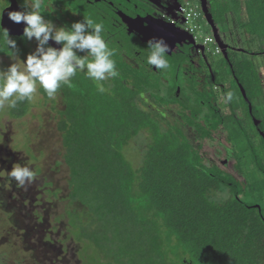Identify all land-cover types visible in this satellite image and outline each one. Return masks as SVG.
<instances>
[{"label":"trees","instance_id":"16d2710c","mask_svg":"<svg viewBox=\"0 0 264 264\" xmlns=\"http://www.w3.org/2000/svg\"><path fill=\"white\" fill-rule=\"evenodd\" d=\"M10 37L16 40L19 54L29 53L26 39ZM0 54L6 53L0 50ZM234 74L246 88L243 76L236 70ZM142 76L122 70L116 79L104 82L109 91L101 94L80 73L58 90L62 108L57 111L56 128L68 169V199L88 213L85 220L74 217L75 238L88 242L100 264H264V206L260 199L245 197L249 192L251 196L252 184L236 159L241 180L216 164H206L200 150L201 140L211 139L219 124L226 129L225 117L218 110L200 122L197 106L208 96L198 98L196 106L178 103L181 118L186 117L182 122L181 118L162 121L141 97L164 105L179 99L173 87L170 98L164 99ZM259 82L262 87L258 84L257 89L264 93L262 73ZM29 107V101L19 102L9 114L20 117ZM232 114L241 119L234 110ZM184 125L193 128L200 140L196 145L186 136ZM141 131L146 136L141 161L135 166L125 147ZM245 138L248 164L260 172L264 187L263 161L249 136ZM261 142L264 149L263 137Z\"/></svg>","mask_w":264,"mask_h":264},{"label":"rangeland","instance_id":"374dc122","mask_svg":"<svg viewBox=\"0 0 264 264\" xmlns=\"http://www.w3.org/2000/svg\"><path fill=\"white\" fill-rule=\"evenodd\" d=\"M185 1L187 0L182 2ZM188 1L193 9L201 10L198 0ZM212 4V16L215 22L218 21L222 25H219V37L224 43L237 45L239 49L232 53L234 72L236 70V73L243 76L247 87L241 86L246 97L252 102V112L260 117L264 129V93L261 88L257 89L258 84L262 87L260 82L258 83L261 73L264 77V3L260 0H214ZM195 23L198 27L194 29L193 34L198 41L201 42L205 36H213L211 27L202 14L196 18ZM215 45V42L208 41L205 47L212 61L221 64L220 70L215 74V81L219 85L216 87L210 81L207 84V87L211 88L210 92L200 91V95H190L187 89L182 90L179 100L187 106L188 99L195 105L200 97L206 98L208 94L215 97L225 117L226 129L224 131L220 128L218 133L214 134L212 142L201 140L200 150L205 156L204 162L208 165L216 163L226 170L227 165H222L219 159L226 156L223 147L228 148L231 145L242 174L249 184H252L251 196L248 197V191L245 197L248 200L260 199L258 202H262L264 206V194H261L264 187L260 172L256 171L252 164H248L250 149L245 138L246 135L249 136L256 147L255 152L264 164V149L261 146L264 133H258L254 122L245 114V98L241 88L231 78L227 62L221 52L216 50ZM35 47L36 45L32 44L29 53L34 51ZM240 48L250 52L244 53ZM27 54L18 53L21 60ZM13 62L7 54H0V69L7 68ZM222 86L226 89L224 94L232 93V100L227 103L233 110L239 109L236 110L241 117L239 121L222 99ZM161 95L164 99L170 98L168 88L164 87ZM141 100L147 108L156 112L162 121H180L179 104L161 106L147 95H143ZM29 102L28 112L16 118L9 114L7 106L0 109V170L8 171L13 163H20L30 165L37 173L35 180L24 189L17 187L6 175L0 178V264H100L88 242L75 238L76 232L72 225L74 217L85 220L88 213L78 202L68 199V169L62 159L61 135L56 128L57 111L62 108V96L57 93L55 99H49L39 90ZM197 108L202 113L199 120L205 119L209 108L201 102ZM188 115L189 112L186 116ZM184 118H181L180 122ZM238 122H241V127ZM183 130L194 145L200 141L196 139L191 126L184 125ZM145 136V131H141L125 147L126 157L135 166L141 161ZM217 148L220 154L215 152ZM230 162L234 163V159L230 158ZM229 168L232 167L227 169ZM231 172L241 179L234 169Z\"/></svg>","mask_w":264,"mask_h":264},{"label":"flooded vegetation","instance_id":"af4514ba","mask_svg":"<svg viewBox=\"0 0 264 264\" xmlns=\"http://www.w3.org/2000/svg\"><path fill=\"white\" fill-rule=\"evenodd\" d=\"M12 1L17 3L21 11L26 10L22 7L23 0H0V6L7 4L2 12L11 5ZM182 1L183 0H53L51 5L53 11L48 12L45 10L42 15L46 20H50L55 26H64L66 28L70 27L73 22L82 21L83 17H91L98 23L103 22L105 26V38L108 41L109 46L115 50L113 59L116 61V67L119 69V72L122 70L140 72L143 74L141 79L143 81H151L152 84L159 89L160 93H162L164 87L165 89L168 88V93L170 88L173 87V95L179 99L182 90L185 89L188 90L190 95H199L200 91L205 93H208V91L210 92L211 88L207 87V84L210 83V81L217 87L219 84L215 81V74L216 71L220 70L219 67L221 65L215 64L212 61L204 44L194 38L187 30L182 13ZM206 1L208 5L207 7L211 13L210 8L212 1ZM11 11L19 10L13 8ZM2 12H0V26ZM199 12L203 15L201 10ZM5 22L7 23L8 28L14 32L19 30L20 25H24L23 23L17 24L12 22L8 18V14ZM214 23L220 34L221 31H219V24L215 22V20ZM9 35L12 37H22V33L19 35L9 33ZM159 37H162L170 48V52L167 54L170 68L166 71L150 68L143 60V55L146 54V42L151 38ZM222 41L224 42V40ZM32 44L36 45L35 39L31 41L26 40L25 42L28 49ZM225 44L227 46L225 50L227 57L225 58L222 53L221 55L227 62L226 64L229 67L231 78L237 84H240L238 78L234 74V69L232 68L233 65L230 61V58H233L232 53L238 49L237 45L231 43ZM49 45L56 48L61 47V45L56 44L52 40H49ZM242 51L244 53L250 52L243 49ZM77 54L83 55L84 53L78 52ZM223 88L224 87L222 86V89ZM208 96H211V98ZM207 97L208 100H206L203 105H206L207 108H209V112L213 113L219 110L222 115V109L219 107L218 101L215 97L209 94ZM222 99L225 104H228V108L233 112V109L229 106L230 104L227 103L224 96ZM247 100L250 104L252 103L250 99L247 98ZM180 102V100H177V102H169L165 105L178 104ZM187 103L191 104L189 99L187 100ZM160 105L162 106L164 104ZM247 106L248 103L245 100V114L251 122H254V126L258 133H264V129L261 128L260 117L256 116L252 112V109L248 111ZM187 110H190V108L188 107ZM236 110L239 109L236 108ZM236 110L234 111L237 114ZM199 116H202L201 111ZM200 121L203 123L204 119L200 118ZM220 128L225 131L223 125L219 124L218 127L212 131L211 139H205L212 142L214 140V134L218 133ZM220 145L224 146L222 143H220ZM223 148L226 156L223 159H219L221 164L224 166L227 165L226 171L235 176V174L231 172L232 169H234L242 179L241 173L236 169V160L231 145L228 148H226V146ZM217 151L218 148L215 152ZM219 152L220 151H218V153ZM230 158L234 159V163L230 162ZM229 166L232 168L227 169ZM261 204L263 205L262 202Z\"/></svg>","mask_w":264,"mask_h":264},{"label":"clouds","instance_id":"9594fccd","mask_svg":"<svg viewBox=\"0 0 264 264\" xmlns=\"http://www.w3.org/2000/svg\"><path fill=\"white\" fill-rule=\"evenodd\" d=\"M53 0H23L25 11H10L8 18L17 24L23 23L22 37L36 41L35 50L23 60L19 58L16 40L0 26V50L4 51L13 63L0 69V109L7 106L16 108L19 102L31 101L40 89L49 99H55L58 90L70 85L72 78L83 73L96 84L101 94L109 91L104 82L116 79L119 69L113 59L115 50L105 38L103 22H96L91 17L73 22L70 27L55 26L46 20L42 13L52 12ZM0 6V12L6 7ZM49 40L61 47L49 45ZM84 53L78 55L77 53ZM169 45L162 38H151L146 42L143 60L155 70L166 71L170 68L167 54ZM226 101L232 100V93L225 94ZM7 178L17 187L24 189L31 184L37 173L30 165L13 163L10 170H0V178Z\"/></svg>","mask_w":264,"mask_h":264},{"label":"water","instance_id":"95a60500","mask_svg":"<svg viewBox=\"0 0 264 264\" xmlns=\"http://www.w3.org/2000/svg\"><path fill=\"white\" fill-rule=\"evenodd\" d=\"M198 1H199V5H200L201 11L203 13V16H204L206 22L211 27V30H212V33H213L215 42L219 46L220 52L226 58L227 57V54H226V51L225 50H226V47L227 46L222 41V39L219 37V34H218V31H217L216 25L214 23V20L212 18V15H211L208 7H207L208 6L207 5V1L206 0H198ZM13 8H17L19 11H21L20 8H19V6L17 5V3L15 1H12L11 5L2 12V16H1V26H3L4 28L8 29V32L9 33H12V34L15 33V34H18L19 35V34L23 33V27H24V25H20V28L18 27L19 30L17 32H14V31L10 30V28H8L7 23L5 22V19H6V16H7L8 12H10ZM239 86L241 88L242 96L245 98V100L248 103V108H249V111H250L251 110V104L247 100V97L245 95V91L243 90V87L240 84H239ZM263 138H264V135H263Z\"/></svg>","mask_w":264,"mask_h":264},{"label":"built area","instance_id":"2783aa9c","mask_svg":"<svg viewBox=\"0 0 264 264\" xmlns=\"http://www.w3.org/2000/svg\"><path fill=\"white\" fill-rule=\"evenodd\" d=\"M181 7H182V13L184 16L186 28L192 34V36L194 38H196V35L193 34L194 29L198 27V25L195 23V20L201 14L199 11H197L196 9H193L191 6H189L188 0L183 2ZM192 21H193V23H192ZM208 41L215 42V39L212 35L211 36H205L201 42L204 44V46H206V42H208ZM215 44H216V42H215ZM215 46H216V50H219V46L217 44Z\"/></svg>","mask_w":264,"mask_h":264}]
</instances>
